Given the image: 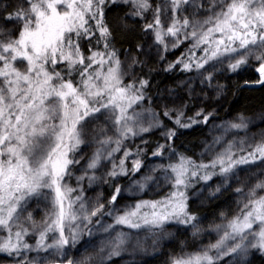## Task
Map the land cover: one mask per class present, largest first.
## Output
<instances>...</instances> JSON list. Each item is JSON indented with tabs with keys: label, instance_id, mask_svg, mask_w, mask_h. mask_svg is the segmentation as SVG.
Instances as JSON below:
<instances>
[{
	"label": "snow or ice",
	"instance_id": "6c2138e0",
	"mask_svg": "<svg viewBox=\"0 0 264 264\" xmlns=\"http://www.w3.org/2000/svg\"><path fill=\"white\" fill-rule=\"evenodd\" d=\"M257 90L264 0H0V256L264 264V127L216 123Z\"/></svg>",
	"mask_w": 264,
	"mask_h": 264
},
{
	"label": "trees",
	"instance_id": "16d2710c",
	"mask_svg": "<svg viewBox=\"0 0 264 264\" xmlns=\"http://www.w3.org/2000/svg\"><path fill=\"white\" fill-rule=\"evenodd\" d=\"M171 58V56H170ZM251 74V73H249ZM182 75L181 73L177 72L175 75L160 72L159 74L153 73L155 77L153 81L152 92L155 93L157 90L163 92L167 88H175L177 78ZM264 111V91L257 90V91H245V92H238L235 91L234 94L228 96L227 103H224L222 107L216 108V123L219 124L225 120L233 119L239 113H244L247 116L254 117L253 124L250 125V130L248 135L251 136L252 134H259L262 130V126L258 119V114ZM204 127V134L201 135L199 131L196 133L187 136L184 138L185 146L189 153H195L197 156L202 151V143L205 140V137L209 139V132L211 131V125L203 126ZM244 133H240L241 137H244ZM210 140V139H209ZM183 150V149H182ZM106 187V186H104ZM166 191V189H161L159 192H154L156 194V198H159L160 192ZM91 195V193H89ZM126 195V202L128 204H132L135 202L136 199L139 198L140 194L137 195H129L127 192ZM150 194L144 195L143 198L147 199ZM227 194L224 198L226 199ZM206 213L211 220L214 215L215 205L206 203L203 205ZM39 211V215L36 216L37 220L40 219V216L43 215V205L37 210ZM206 242V241H205ZM171 251V248L168 249ZM146 259H151V257H146ZM0 264H6V260L0 256ZM157 264H162V261L157 262ZM257 264H260V261H257Z\"/></svg>",
	"mask_w": 264,
	"mask_h": 264
},
{
	"label": "rangeland",
	"instance_id": "374dc122",
	"mask_svg": "<svg viewBox=\"0 0 264 264\" xmlns=\"http://www.w3.org/2000/svg\"><path fill=\"white\" fill-rule=\"evenodd\" d=\"M209 139H211V136L209 135ZM163 183V182H162ZM166 189V186L165 187H163V188H161V189ZM160 189V190H161ZM157 196H156V194L155 193H150V195H149V197L147 198V199H149V198H156ZM133 204V203H132Z\"/></svg>",
	"mask_w": 264,
	"mask_h": 264
}]
</instances>
